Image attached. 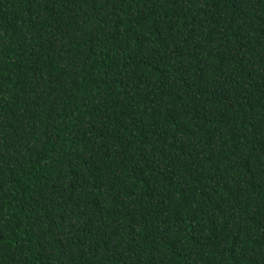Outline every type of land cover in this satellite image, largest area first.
Instances as JSON below:
<instances>
[{"label":"trees","instance_id":"trees-1","mask_svg":"<svg viewBox=\"0 0 264 264\" xmlns=\"http://www.w3.org/2000/svg\"><path fill=\"white\" fill-rule=\"evenodd\" d=\"M0 264H264V0H0Z\"/></svg>","mask_w":264,"mask_h":264}]
</instances>
